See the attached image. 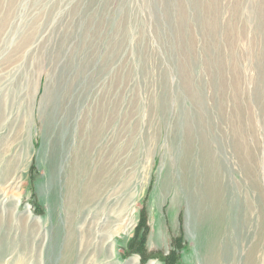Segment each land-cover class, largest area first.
<instances>
[{
  "label": "rangeland",
  "instance_id": "374dc122",
  "mask_svg": "<svg viewBox=\"0 0 264 264\" xmlns=\"http://www.w3.org/2000/svg\"><path fill=\"white\" fill-rule=\"evenodd\" d=\"M136 259L264 264V0H0V264Z\"/></svg>",
  "mask_w": 264,
  "mask_h": 264
},
{
  "label": "bare ground",
  "instance_id": "6f19581e",
  "mask_svg": "<svg viewBox=\"0 0 264 264\" xmlns=\"http://www.w3.org/2000/svg\"><path fill=\"white\" fill-rule=\"evenodd\" d=\"M76 172L77 173L79 172V174H80V168H76L72 172L71 178L69 179L68 184H67V190H68L67 191V195H68L67 196L68 197L67 204H68V212L69 213L67 214L66 221H68L69 228H71L72 225L74 224V222L77 221V219L75 218V213L76 212L73 213V211L77 207H79L80 205H81L80 207H82L83 204L87 205V206H89V209H94V208H98L99 209L101 207V205H103V204L107 205L108 204L107 202H111L112 203V201L114 200V198L112 197L113 194H110L109 192L107 193V190H105L106 192H104V190L101 192V182L106 178L105 174L108 173L107 168L104 169L103 167H97V168L95 167L92 175H90L88 178H86L84 180H82L80 176H77ZM82 172H84V170ZM15 181L13 183H15ZM107 185H108V183H105V186H107ZM215 194H217V193H215ZM114 203H116V202H114ZM114 203H112V204H114ZM129 211H131L129 217H132V215H133L132 214L133 213L132 208H130ZM73 214H74V216H73ZM91 217L90 218L92 219V221L90 222V224L92 225L93 221L96 220L95 219L96 217H95V215H93ZM135 224H136L135 220L134 221H129L128 230H132V232H133ZM96 227H98V224H97ZM123 228L125 229V226ZM117 229H119V228H117ZM99 239H101L102 241H105V242H103V246L102 247H105L106 251L109 252L107 258H114L115 259V253H113L114 252L113 251L114 242L109 239V235L105 234L103 231H101V232H99ZM259 246H260V244H259ZM68 249H69V251L72 250L71 245L68 246ZM256 250H258V249H256ZM137 262H138V259L135 260L134 264H137ZM150 264H156V263L155 262H151Z\"/></svg>",
  "mask_w": 264,
  "mask_h": 264
}]
</instances>
